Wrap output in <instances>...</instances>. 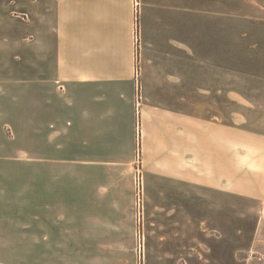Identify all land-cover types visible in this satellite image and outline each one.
<instances>
[{
  "label": "crops",
  "instance_id": "0c3cea01",
  "mask_svg": "<svg viewBox=\"0 0 264 264\" xmlns=\"http://www.w3.org/2000/svg\"><path fill=\"white\" fill-rule=\"evenodd\" d=\"M23 1L28 21L39 27L42 22L43 31L42 26L34 30L31 44H23L21 69H16L22 82L0 80V86L21 85L29 90H24L26 96H36L40 135L53 133L56 155L68 151V157L57 155L52 162L57 245H93L78 230L79 198L86 208L88 200L109 198L120 213H130L138 149L146 182L166 186L162 194L151 196L154 201L174 198L170 189L176 185L182 188L177 198L190 211L191 200L204 199L207 190L227 192L237 175L238 129L209 120L200 105L209 93L205 0ZM232 93L237 94L230 86L229 97ZM78 168L87 172V185L93 174L105 181L107 190L100 194L79 189ZM1 178L0 193L10 197L0 200V247L22 246L24 238L28 246L30 216L35 212L26 199L28 187L25 182V191L8 192ZM121 185L124 188L118 190ZM45 197V188L38 187L36 213L41 215ZM173 204L166 208L161 201L159 206L173 212ZM89 259L61 254L58 263L88 264Z\"/></svg>",
  "mask_w": 264,
  "mask_h": 264
},
{
  "label": "rangeland",
  "instance_id": "374dc122",
  "mask_svg": "<svg viewBox=\"0 0 264 264\" xmlns=\"http://www.w3.org/2000/svg\"><path fill=\"white\" fill-rule=\"evenodd\" d=\"M205 3L209 93L206 103L200 105L205 106L209 120L232 123L238 129L237 175L226 186L227 192L207 190L204 199L191 200L190 211L177 198L182 196L179 193L182 188L176 185L170 189L175 192L174 198L154 201L151 196L166 186L146 182L138 149L132 171L130 213L125 214L122 209L120 213L109 198L88 200L87 208L85 200L79 198L78 230L93 245L59 246L60 241L53 234L55 167L52 162L57 155L68 157V151L59 150L56 155L53 133L47 130L40 135L36 96H26L24 90L28 93L29 90L21 85H2L0 182L5 177V189L12 193L25 191L22 186L26 182L29 193L26 199L31 212H35L30 216V245H25L24 238L20 241L24 243L22 246L0 247V264H59L61 254L89 256L88 264H264V0H205ZM28 20L23 0H0V80L3 82L14 78H17L15 83L22 82L16 69H21L23 44H31L34 30L43 25L41 22L39 27ZM201 43L202 40L200 50ZM229 85L236 90V96L232 93L229 97ZM138 171L142 179L139 206L134 191ZM86 173L84 168H78L79 189L94 193L98 190L100 194L107 190L105 181L93 174H89L87 185ZM38 187L45 188L47 194L41 200L45 205L44 215L36 213ZM123 188L121 185L118 190ZM8 197L0 193V200L6 201ZM161 201L166 208L168 203L170 206L174 203L175 211L162 209ZM165 256L170 261L166 262Z\"/></svg>",
  "mask_w": 264,
  "mask_h": 264
},
{
  "label": "built area",
  "instance_id": "2783aa9c",
  "mask_svg": "<svg viewBox=\"0 0 264 264\" xmlns=\"http://www.w3.org/2000/svg\"><path fill=\"white\" fill-rule=\"evenodd\" d=\"M138 6V3L136 2V7ZM137 9H136V15H137ZM139 41H140V33H139V26H138V21L136 20V24H135V30H134V42L137 45H139ZM137 73H138V66H137ZM134 181H135V198H136V203L137 206H139L140 204V200H141V192H142V179L141 176L139 174V171L136 173L135 177H134Z\"/></svg>",
  "mask_w": 264,
  "mask_h": 264
}]
</instances>
